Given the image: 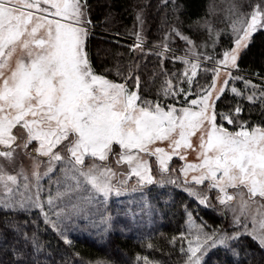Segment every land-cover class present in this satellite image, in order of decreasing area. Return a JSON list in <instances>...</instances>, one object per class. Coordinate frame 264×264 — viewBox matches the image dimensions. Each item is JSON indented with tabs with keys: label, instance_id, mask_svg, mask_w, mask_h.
Segmentation results:
<instances>
[{
	"label": "snow or ice",
	"instance_id": "6c2138e0",
	"mask_svg": "<svg viewBox=\"0 0 264 264\" xmlns=\"http://www.w3.org/2000/svg\"><path fill=\"white\" fill-rule=\"evenodd\" d=\"M163 4L167 6L168 0ZM172 5L176 23L168 24L163 39L147 51L143 9L136 13L135 43L129 47L139 58L129 60L125 82L118 83L98 74L86 51L92 27L88 0H0V146L4 149L0 157L11 163L20 150L33 159L31 177L23 167L10 174L0 164V212L39 209L44 224L71 245L65 225L74 218L99 213L104 225L101 234L110 230L109 200L129 191L127 185L134 177L133 191L152 184L172 185L203 207H214L209 194L215 192L219 204L232 212L229 226L234 231L229 233L221 226L196 224L185 208L187 232L168 240L171 246L179 243L183 264H203L209 250L228 247L229 241L245 235L264 249V121L242 119L239 101L227 112L217 111V101L226 90L264 107V78L254 84L233 74L239 72L238 60L253 34L264 31V0L251 4L250 12L231 6L230 46H222L219 53L215 51L219 31L209 20L197 21L211 38V45L200 48L210 46V54L198 51L196 42L182 32L179 6L175 0ZM174 38L187 45L181 55L171 48ZM149 53L158 58L165 77L155 100L140 95L139 70ZM164 59L182 62L183 71L170 76L163 68ZM205 61L211 66L202 68ZM198 71L210 72L211 78L203 84L196 81V98L189 100ZM127 80L133 81L132 88ZM236 81L244 84V91L235 86ZM181 96L182 106L177 107ZM189 150L196 154L191 162ZM36 156L47 158L43 173ZM174 156L185 161L178 170L169 167ZM152 157L159 179L153 175ZM112 163L127 165L128 171L117 173ZM57 164V190L55 196L49 190L45 211L41 180L48 176L52 182L49 174ZM56 200L63 206L57 207ZM32 239L35 244V235ZM137 260L162 264L148 257Z\"/></svg>",
	"mask_w": 264,
	"mask_h": 264
},
{
	"label": "trees",
	"instance_id": "16d2710c",
	"mask_svg": "<svg viewBox=\"0 0 264 264\" xmlns=\"http://www.w3.org/2000/svg\"><path fill=\"white\" fill-rule=\"evenodd\" d=\"M253 1L175 0L182 21L178 26L200 48L204 43L211 45V38L197 21L202 23L203 20H209L213 29L220 33L215 49L219 53L222 46H230L232 16L229 9L233 4H240L247 10ZM88 3L89 15L96 31L88 37L86 51L95 71L118 83L124 82L129 60L139 58L138 53H133L129 47L135 43L136 13L143 9L146 51L163 39L168 24L176 23L173 19L172 0H168L167 6L163 4V0H88ZM184 46L185 43L179 38H174L171 43V48L177 55L183 53ZM204 52L211 53L212 48L209 46ZM238 65L239 72L236 74L251 79L254 84L261 83V78H264V31L254 34L248 48L239 58ZM163 68L171 76L172 73L180 74L181 64L164 59ZM117 71L120 75H117ZM154 72L156 75L153 77ZM139 75L141 97L155 100L165 79L160 73L158 58L149 53L141 62ZM127 82L133 87L132 80ZM231 86L230 81L229 87ZM235 86L245 90L241 81H236ZM238 101L244 108L242 119L264 121V107L259 102L240 100L228 90L217 101V111L227 112ZM217 119L219 121L220 118ZM224 124L230 130L233 128L225 121ZM145 194L147 197L154 196L161 218L159 229L143 238L109 232L102 242L87 236H71L69 239L72 244L67 245L50 226L44 224L43 217L37 211L0 212V264H144L143 260H137L138 256L148 257L149 260L160 261L162 264H183L185 257L179 251V243L171 246L168 240L178 236L180 232H187L185 208L193 213L198 223L221 226L229 233L234 231L218 206H200L180 189L167 186ZM86 225L85 220H74L69 224L78 228L88 227ZM33 235L36 238L35 244ZM148 243H152L154 247L149 249ZM233 249L238 255L234 254ZM203 264H264V249L245 235L236 241H229L228 247L219 246L211 250L205 256Z\"/></svg>",
	"mask_w": 264,
	"mask_h": 264
},
{
	"label": "rangeland",
	"instance_id": "374dc122",
	"mask_svg": "<svg viewBox=\"0 0 264 264\" xmlns=\"http://www.w3.org/2000/svg\"><path fill=\"white\" fill-rule=\"evenodd\" d=\"M255 2L256 1L254 0L253 3ZM237 7L239 8L240 12H250L251 11V8H247V10H245V8H243V6H240V4ZM95 31H96L95 26L92 23L90 35L92 33H95ZM103 38L106 39L107 37H103ZM186 47L187 45L185 44L182 51ZM197 48H198V51H201V52H204L207 49V48H202L201 50L199 47ZM177 62L181 64V70H180V73H181L183 71L184 65L180 61H177ZM205 66L210 67L211 66L210 62H207V61L203 62L202 68ZM236 73L237 72L234 71L233 74L236 75ZM210 78H211L210 72L205 74L202 71H198V74L194 78V82L192 85V95H190L188 99L190 100V99L196 98L195 96V92L197 91L196 81H199L201 84H203L206 82V80H209ZM173 83H175V80H173ZM127 86L129 88H132V85L129 84L128 82H127ZM181 86L186 87V84L181 85ZM183 100H184L183 96L179 97L178 101L176 102V106L177 107L182 106ZM166 102L171 103L173 101L168 100ZM196 142H197L196 137H193V143L195 144ZM160 146L166 147V145H160ZM2 150H4L3 146H0V151ZM35 158L40 161L39 171L43 173L47 167V163H46L47 158L39 157V156H36ZM195 158H196V154L192 152L191 150H189L187 153V160L191 162V161H194ZM114 159H115L114 157H110V162L114 161ZM150 162L152 164L153 175L156 176L157 179H159L160 176L157 171L158 165L155 162V158L154 157L150 158ZM87 163H90V161L86 159V164ZM184 163L185 161L180 160L178 156H174L172 160L169 162V167L170 169L178 170ZM0 164H3L5 167V170L8 171L10 174H17L20 171L21 167H23L24 171L31 177L33 159L22 154L20 150L16 151L13 162L9 163L5 161L4 158L0 157ZM112 167L117 173H124L128 171L127 165L117 166L115 163H112ZM59 169H60V165L57 164L54 172L49 174V176H51L52 182H50L48 176L43 177L41 180L43 189L40 193V196H41V200L45 202V211L48 210L46 200H47V196L49 195V190L51 191V194L55 196L57 185L54 183V181L60 175ZM177 174H178V171H177ZM134 183H135V178L133 177L129 181V184L127 185V187L129 188V191L125 192L120 197L110 198L108 206H107V210H106V214L110 215L112 218L110 221L111 228L109 231L101 234L104 228V225L100 223L101 214L98 213L95 215H89L88 218H84V217L74 218V220L76 221L85 220L87 224L86 226H88L86 228L85 227L78 228L77 226H69V224H66L65 227L68 228V232H67L68 238H70L71 236H87V237L96 239L97 242H102L101 240L104 239L105 235H107L109 232H115V233L138 237V238L148 237L152 235L157 229H159L161 217H160V213L157 208V203L153 200L154 196L147 197L148 195L145 193L150 192V191L156 192L157 190H161L163 188H166L167 186H172V185L152 184V185L143 186L141 188H137L136 190L133 191L132 186ZM60 190L63 191L62 185H61ZM32 191H34V189ZM21 192H23L24 195L29 194L28 192H24L22 188H21ZM209 195H210L211 204L214 207L218 206L221 209L222 213H224V216L227 220V224L230 225L232 221V212L225 210V206L219 204V202L215 199V192L210 193ZM16 198H19V194H17ZM64 199L66 200L67 197H65ZM55 204L57 205V207L63 206L60 200H56ZM207 208H211V207H207ZM31 211L39 212V209H32ZM50 216L53 220L56 219L55 215L51 213H50ZM193 220L196 224H200L197 222L194 216H193ZM248 224H249V227L251 228L252 224L250 220L248 221ZM186 228L188 229L187 223H186ZM211 250H209L208 253H210ZM207 254L205 256H207Z\"/></svg>",
	"mask_w": 264,
	"mask_h": 264
},
{
	"label": "built area",
	"instance_id": "2783aa9c",
	"mask_svg": "<svg viewBox=\"0 0 264 264\" xmlns=\"http://www.w3.org/2000/svg\"><path fill=\"white\" fill-rule=\"evenodd\" d=\"M144 46H146V45L144 44Z\"/></svg>",
	"mask_w": 264,
	"mask_h": 264
}]
</instances>
